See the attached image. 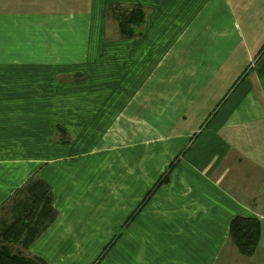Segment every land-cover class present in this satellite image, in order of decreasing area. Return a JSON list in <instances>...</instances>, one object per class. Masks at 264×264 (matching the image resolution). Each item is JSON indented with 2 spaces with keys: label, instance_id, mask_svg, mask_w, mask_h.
I'll return each instance as SVG.
<instances>
[{
  "label": "crops",
  "instance_id": "crops-1",
  "mask_svg": "<svg viewBox=\"0 0 264 264\" xmlns=\"http://www.w3.org/2000/svg\"><path fill=\"white\" fill-rule=\"evenodd\" d=\"M110 3L142 6L132 35ZM263 45L264 0H0V219L33 174L57 210L6 245L47 264H264ZM235 215L260 220L251 256Z\"/></svg>",
  "mask_w": 264,
  "mask_h": 264
},
{
  "label": "trees",
  "instance_id": "trees-1",
  "mask_svg": "<svg viewBox=\"0 0 264 264\" xmlns=\"http://www.w3.org/2000/svg\"><path fill=\"white\" fill-rule=\"evenodd\" d=\"M107 15L116 20L120 34L128 37L133 34V26L143 21L144 10L140 4L124 7L119 3H110ZM172 166L170 163L154 187L167 180ZM7 201L8 214L0 219V264H47L41 257H26L6 244L28 246L55 220L57 210L52 203V189L42 178L33 174L13 191ZM2 207L0 205V209ZM260 234L261 224L257 217L235 215L229 221L228 239L242 255L255 253Z\"/></svg>",
  "mask_w": 264,
  "mask_h": 264
},
{
  "label": "rangeland",
  "instance_id": "rangeland-1",
  "mask_svg": "<svg viewBox=\"0 0 264 264\" xmlns=\"http://www.w3.org/2000/svg\"><path fill=\"white\" fill-rule=\"evenodd\" d=\"M112 238H113V237H112ZM112 238L110 237V239H109V241H108V242H110V243H108V246H107L108 249H110L109 246H110V244H111V242H112V241H111ZM107 247H106V248H107ZM101 254H102V253H100V255H101ZM105 256H106V255H105ZM102 257H103V255H102ZM100 258H101V257H100Z\"/></svg>",
  "mask_w": 264,
  "mask_h": 264
}]
</instances>
